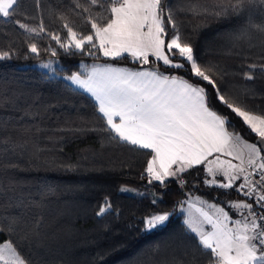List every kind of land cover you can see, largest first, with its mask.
Wrapping results in <instances>:
<instances>
[{"label":"trees","instance_id":"1","mask_svg":"<svg viewBox=\"0 0 264 264\" xmlns=\"http://www.w3.org/2000/svg\"><path fill=\"white\" fill-rule=\"evenodd\" d=\"M76 2L19 0L11 18L0 17V51L12 54L11 59L0 61V227L18 221L17 238L27 234L21 242L23 254L33 264H187L193 254L199 264H207V255L197 248L195 234L179 213L180 204L194 194L210 195L224 204L244 197L235 189L207 185L204 165L182 174L183 184L172 177L166 186L149 184L144 169L150 151L109 139L95 100L65 79L81 72L82 65L134 70L141 65L100 53H65L46 34L27 33L14 23L19 19L34 27L43 21L48 31L66 38L65 21L60 19L64 16L75 30L87 32ZM189 2L211 9L216 0H165L176 9L174 19L182 39L192 44L202 64L229 70L225 88L237 94L245 86L254 88L255 97L241 94L239 102L264 112V76L257 74L249 82L240 74L248 63H264L260 59L264 38H237L249 19L264 21V12L254 8L243 16H216L211 11L194 16L179 10ZM32 42L40 47L39 56L28 51ZM49 45L57 56L44 51ZM50 61L55 63V74L38 67ZM160 70L187 78L182 69L165 71L162 66ZM220 111L227 114L226 109ZM230 118L243 139L256 142L240 118L234 114ZM122 187L134 192L121 191ZM105 197L112 209L98 216ZM153 211L171 215L164 225L143 231L141 221ZM5 238H11L6 230L0 241Z\"/></svg>","mask_w":264,"mask_h":264},{"label":"snow or ice","instance_id":"2","mask_svg":"<svg viewBox=\"0 0 264 264\" xmlns=\"http://www.w3.org/2000/svg\"><path fill=\"white\" fill-rule=\"evenodd\" d=\"M18 5L19 0H0V17L11 18ZM75 8L80 9L77 15L88 31L75 30L61 16L66 38L48 31L43 21L34 27L19 19L14 23L27 33L46 34L65 53L88 56L100 53L113 60L130 57L138 62L141 67L135 70L93 65L86 73L73 72L65 79L95 98L109 139L150 151L151 158L144 169L149 184L156 181L166 186L165 181L170 177L183 184L182 174L200 165L213 177L204 181L208 185L232 189L242 179L235 190L247 199L229 202V207L239 212L240 219H232L225 208L196 197L187 201L189 212L185 224L195 234L197 248L207 255V264H264V112L239 102L241 94L255 97L256 90L245 86L237 94L225 88L229 70L198 61L192 44L182 39L174 19L176 9L165 0H84L83 3L77 0ZM254 8L264 12V0H216L211 9L189 2L179 10L194 16L210 11L216 16H243ZM242 37L264 38V21L253 23L249 19L237 38ZM28 51L36 56L41 53L35 42L28 44ZM44 51L53 57L58 55L50 45ZM11 58L10 52L0 51V61ZM150 58H154L156 66L144 68L143 65L152 63ZM260 59L264 60V49ZM41 66L51 69L52 62ZM162 66L165 71L182 69L187 78L165 74L160 70ZM240 74L245 81H254L257 74L264 76V63H248ZM220 108L226 109L227 114ZM230 114L240 118L255 134L256 142L242 139L234 130ZM221 156L232 159L222 160ZM233 159L239 163H233ZM217 175L223 176L224 182L217 181ZM121 191L131 189L122 187ZM156 203L153 199L152 204ZM111 209L112 204L105 197L97 215ZM170 215L166 211L145 215L141 221L143 231L164 225ZM17 222L12 219L0 227V234L5 230L11 234V238L0 241V264H33L23 254L21 242L28 236L17 238L14 226ZM187 264H199V258L193 254Z\"/></svg>","mask_w":264,"mask_h":264},{"label":"rangeland","instance_id":"3","mask_svg":"<svg viewBox=\"0 0 264 264\" xmlns=\"http://www.w3.org/2000/svg\"><path fill=\"white\" fill-rule=\"evenodd\" d=\"M129 59H131V58H129ZM151 60H152V62L156 63V62L154 61V58H152ZM44 64H45V63H44ZM41 65H43V64L38 65V67H39L40 69H42V70H44V71H46V72H49V73H51V74H55V73H54L55 63L52 62V67H51V69L43 68ZM155 65H156V64H155ZM89 68H90V67H88L87 65H83L82 68H81V73H86L87 70H88ZM70 83H72V82L70 81ZM72 84H73V83H72ZM73 85L76 86V87H79V86H77V85H75V84H73ZM238 94H239V93H238ZM239 97H240V96H239ZM242 139H243V138H242ZM243 140H244V141H247V142H249V143H254V142H252V141H248V140H245V139H243ZM262 154H263V153H262ZM221 159H222V160H227V159H232V158H231V157H221ZM232 162H233V163H239L238 160H234V159L232 160ZM207 174H208V173H207ZM211 179H213V177L208 175V179H207V180H211ZM215 179H216L217 181L224 182V178H223V176H221V175H217V176L215 177ZM207 185H208V184H207ZM210 186H212V185H210ZM214 186H217V185H214ZM235 187H236V185H235L234 188H232V189H235ZM127 189H131V188H127ZM126 192H134V190L131 189V191H126ZM196 197H199L201 200L207 201L208 203H214V204L219 205L220 207L225 208V211H228V213H229V215L232 217V219H240L241 216H240V214H239V212H238L237 210L232 209V208L229 207V202H238V201H241V200H245V199H247L246 197H244L245 199L231 200V201H227V202L224 204V203L218 202L217 199H216V197H211L210 195H206V194H194V195H191V196L188 198V200L191 199V200L194 201ZM223 199H224V197H223ZM188 212H189L188 206H186L185 203L180 204V206H179V213H183V214H184V216H185V220L188 218ZM205 228L208 229V228H207V225H205Z\"/></svg>","mask_w":264,"mask_h":264},{"label":"crops","instance_id":"4","mask_svg":"<svg viewBox=\"0 0 264 264\" xmlns=\"http://www.w3.org/2000/svg\"><path fill=\"white\" fill-rule=\"evenodd\" d=\"M112 66H114V67H120V66H115V65H112ZM88 67H90L91 68V66H88ZM90 68L87 70V71H89L90 70ZM122 68H124V67H122ZM79 90H81V91H83V92H85L86 94H88L89 96H91L94 100H95V98L90 94V93H88V92H86L84 89H82V88H80V87H77ZM96 102V101H95ZM97 103V102H96ZM221 157H227V156H221ZM210 159H212V157H210ZM242 182V179L241 180H238V181H236V186H238L240 183ZM242 195V194H241ZM245 199V198H244ZM187 201H189V200H187ZM187 201L186 202H184L185 203V205L186 206H188V203H187ZM184 222H185V216H184ZM207 230H210V226H208L207 225Z\"/></svg>","mask_w":264,"mask_h":264},{"label":"built area","instance_id":"5","mask_svg":"<svg viewBox=\"0 0 264 264\" xmlns=\"http://www.w3.org/2000/svg\"><path fill=\"white\" fill-rule=\"evenodd\" d=\"M129 58H130V57H129ZM257 178H258V177H253V179H257ZM242 182H243V181H242ZM242 182H241V183H242Z\"/></svg>","mask_w":264,"mask_h":264},{"label":"water","instance_id":"6","mask_svg":"<svg viewBox=\"0 0 264 264\" xmlns=\"http://www.w3.org/2000/svg\"><path fill=\"white\" fill-rule=\"evenodd\" d=\"M156 65H152V67H155ZM256 140H257V138H256ZM264 154V153H263Z\"/></svg>","mask_w":264,"mask_h":264}]
</instances>
